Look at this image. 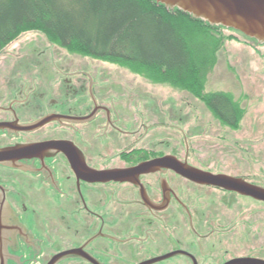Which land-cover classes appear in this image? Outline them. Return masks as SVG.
<instances>
[{
  "label": "flooded vegetation",
  "instance_id": "af4514ba",
  "mask_svg": "<svg viewBox=\"0 0 264 264\" xmlns=\"http://www.w3.org/2000/svg\"><path fill=\"white\" fill-rule=\"evenodd\" d=\"M36 69L40 85L0 82V264L264 261L213 256L212 242L230 233L229 220L215 215L207 199L217 193L260 202L194 183L170 168L132 174L142 164L171 157L226 175L194 165L188 152L181 156L180 146L165 152L162 145L147 144L151 129L135 123L130 103L115 98L102 71ZM43 121L50 122L31 130ZM49 143L63 146L33 148ZM91 171L126 174L118 181L90 182L84 175ZM219 199L215 211H230V203ZM185 225L196 240L190 246Z\"/></svg>",
  "mask_w": 264,
  "mask_h": 264
},
{
  "label": "rangeland",
  "instance_id": "374dc122",
  "mask_svg": "<svg viewBox=\"0 0 264 264\" xmlns=\"http://www.w3.org/2000/svg\"><path fill=\"white\" fill-rule=\"evenodd\" d=\"M215 35L224 39L216 65L208 76L206 92L227 93L246 110L236 130L221 124L202 102L186 91L155 84L120 65L72 54L38 32L21 35L0 53V82L40 85L42 78L36 66L47 68L48 72L77 67L102 71L104 84L114 86L115 98L126 107L130 103L128 106L138 117L135 123L151 129L147 144L162 145L165 152L180 146L181 156L188 152L194 165L213 173L246 178L264 188V46L235 31L221 30ZM210 197L207 200L210 204L213 201L214 214L227 217L225 225L230 231L221 241L212 242L216 247L213 256L228 260L264 259V204L220 197L217 193ZM219 198L230 203V211H215L221 205ZM186 227L185 245L190 246L196 240Z\"/></svg>",
  "mask_w": 264,
  "mask_h": 264
},
{
  "label": "trees",
  "instance_id": "16d2710c",
  "mask_svg": "<svg viewBox=\"0 0 264 264\" xmlns=\"http://www.w3.org/2000/svg\"><path fill=\"white\" fill-rule=\"evenodd\" d=\"M221 30L153 0H0V53L21 35L38 32L72 54L186 91L236 130L246 110L227 93L206 92Z\"/></svg>",
  "mask_w": 264,
  "mask_h": 264
},
{
  "label": "water",
  "instance_id": "95a60500",
  "mask_svg": "<svg viewBox=\"0 0 264 264\" xmlns=\"http://www.w3.org/2000/svg\"><path fill=\"white\" fill-rule=\"evenodd\" d=\"M164 6L167 11H179L201 21L211 27L224 28L244 35L254 41L258 46H264V0H153ZM47 122L38 123L31 130H36ZM62 144L49 143L33 147H61ZM63 151L64 147L61 148ZM73 166L75 164L73 163ZM158 168H170L182 177L205 186H212L228 192L236 193L242 197L251 198L264 203V188L255 186L244 179L227 175H213L208 172L191 168L181 164L171 157H165L140 165L132 170V174H141ZM124 172H87L84 178L90 182L118 181ZM128 174V172H127ZM182 254V253H180ZM186 255V254H183ZM226 264H264L258 259H235Z\"/></svg>",
  "mask_w": 264,
  "mask_h": 264
}]
</instances>
